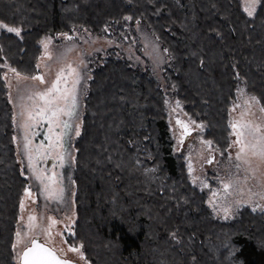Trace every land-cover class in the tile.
<instances>
[{
    "label": "trees",
    "instance_id": "1",
    "mask_svg": "<svg viewBox=\"0 0 264 264\" xmlns=\"http://www.w3.org/2000/svg\"><path fill=\"white\" fill-rule=\"evenodd\" d=\"M0 22L21 29H0V66L28 77L46 38L50 50L63 33L109 41L82 69L74 235H64L83 246V264H264V213L244 205L215 217L169 123L179 101L223 150L238 93L264 107V6L249 17L241 0H0ZM9 67H0V264H18L12 244L28 185Z\"/></svg>",
    "mask_w": 264,
    "mask_h": 264
},
{
    "label": "rangeland",
    "instance_id": "2",
    "mask_svg": "<svg viewBox=\"0 0 264 264\" xmlns=\"http://www.w3.org/2000/svg\"><path fill=\"white\" fill-rule=\"evenodd\" d=\"M242 6L245 7V0H241ZM1 23V22H0ZM1 29V28H0ZM109 42V41H108ZM104 38L98 35H89L82 38V40H67L61 39L54 43L53 49H48V52L51 56L49 59L44 55V49L41 50L36 58V64H39V72H36L34 75H44L45 84H40L39 81H33L31 79L24 80L13 86V81L16 80L14 76H8L11 80V99L14 103V114H15V124L17 133L14 134L15 142L17 144V153L19 154V159L24 171V176L28 180V185L26 188H31L33 192V197H25L24 191L20 197L19 204L23 199L25 201V207L19 208V228L22 232H27V217L35 215L37 217L36 224L38 227L32 230V233L29 234L28 239L31 238V235L41 236L44 240L47 239L41 229L46 228L48 225V217H54L58 223L52 228V241L49 243L55 245L58 248H62L66 256L78 259L82 262L77 253L68 252L67 249L69 246L75 244H70L66 241L65 235H60L59 233L69 232L67 225L71 223V220L74 218V185L72 180L74 179V163L75 160L76 148L74 146L75 140L78 136L75 135L74 130L69 131L68 135L64 138L65 140V161L63 167L59 166L58 161L53 164L50 168L45 167V160L41 162L38 161V167L46 169L49 171V174L52 171L61 173L63 180L61 186L64 188V197L63 200L49 199L47 194L43 193V187L38 181H36L31 174L30 170L27 167V159L22 153L23 145V135L24 130L19 127L21 123L19 112L21 111V105L30 103L26 99H21V97H26L28 90H43L47 87L56 77L57 72L66 65L71 64L72 67H76L81 72V80L77 85V117L71 118V123L75 126L76 124L80 125V131L82 127V115H81V88L84 85V78L82 69L85 66V60L87 55L91 53L98 46L107 45L108 43ZM109 44V43H108ZM71 48V51H66ZM67 74V73H66ZM33 75V76H34ZM253 97L251 93L239 92L236 99L232 102L229 115V140L226 147L219 149L218 146H212V149L209 150L202 143L204 140H208L202 134V129L196 128L195 125L189 124L192 132L186 138L187 142L185 147H182L184 141L181 142V133L183 129L180 125L176 123L177 118L183 120L185 123L189 121H195L187 115L184 111L181 110L180 106L177 108L176 103H171L170 105V118L169 123L171 127V134L174 138L173 149L180 154H184V158L187 164V172L191 183L200 190H202L206 195V204L212 207L214 211V216L218 217L221 220L229 219L236 216L238 208L240 209L244 205H250L253 209L256 208L257 204L264 206V199L261 197L264 196V161H261L259 157H252L249 155L250 164H244L242 161H237L235 159V154L238 151L237 147H229V145L236 139L235 135H232L233 129L231 124L233 122H251L253 125H260L261 129L264 130V112L260 111V108L263 107L260 104L254 102L246 103L249 101V98ZM235 108V110H233ZM173 109H176L173 111ZM63 119H69L68 117H63ZM196 124H202L201 121H195ZM47 122L42 121L40 124L36 125L35 128L38 130V134L32 136L31 139L33 144H39L41 141L45 140V134L47 132ZM204 128V127H203ZM59 130V129H58ZM195 131V132H193ZM43 134V136H42ZM38 137V138H37ZM249 139H251L249 137ZM211 157H214L213 163L208 164L205 161ZM223 153V155H221ZM229 156L232 157L229 160ZM191 162L194 171L190 174L188 171V165ZM239 163L241 167L239 169L235 168V165ZM249 169L255 170V175L253 176L252 171ZM247 176L248 180L245 182L244 177ZM239 180V184L234 188H230L226 194L223 190V183H227L229 180ZM195 181V182H194ZM207 185V187H205ZM216 192L217 195L213 196V193ZM212 201V203H209ZM250 201V203H249ZM224 209H228L227 213ZM260 213H264L260 209ZM23 217V219H21ZM73 226V225H72ZM72 230V227H71ZM66 241V242H65ZM23 247V245L21 246ZM82 251V250H81ZM83 263V262H82Z\"/></svg>",
    "mask_w": 264,
    "mask_h": 264
},
{
    "label": "snow or ice",
    "instance_id": "3",
    "mask_svg": "<svg viewBox=\"0 0 264 264\" xmlns=\"http://www.w3.org/2000/svg\"><path fill=\"white\" fill-rule=\"evenodd\" d=\"M257 6H264V0H245L244 11L249 17H252L257 12ZM125 20H131V16L124 17ZM139 23V21H137ZM0 28L5 29L7 32L15 33L17 36L20 35L21 29L19 27H10L7 24L0 23ZM67 40H71L72 37L67 33L61 34ZM51 42V38H46V40L41 41L44 47V55L51 59L48 52V45ZM66 51H71V48ZM165 52L168 49H164ZM0 67H9L8 65H2ZM40 65L37 64V68ZM86 68V65L84 66ZM9 71L14 74L17 83L24 80L39 81L40 84H45L44 75H34L31 77L23 76L17 69L9 67ZM67 73V74H66ZM7 78V73L5 77ZM90 78V77H87ZM81 80V72L78 68L72 67L71 64L62 67L56 74L55 79L43 90H28L26 97H21V99H26L30 103L22 104L21 111L19 112V117L21 123L19 127L24 130L22 153L27 159V167L33 175L34 179L40 183L43 187V193L47 194L49 199L63 200L64 188L61 186L63 177L61 173L49 171L38 167V161L46 160L49 157L57 160L60 167H63L65 161V140L64 138L68 135L69 131L75 132L76 136L80 135V125L75 126L71 123V118L77 117V85ZM254 102L259 104V100L256 97H250L249 101L246 103ZM177 108L180 106V102L176 101ZM176 109H173L175 111ZM235 110V108L233 109ZM261 112H264V107L260 108ZM63 117H68L69 119H63ZM42 121L47 122V132L45 134V140L41 141L39 144L34 145L31 139L36 133L33 128L40 124ZM176 123L183 129L181 133V142L184 137L190 135L189 124L195 125L198 129H203L204 125L196 124L195 121H189L185 123L183 120L177 118ZM233 129L232 135L236 136V139L229 145V147H237L238 151L235 154V159L237 161H242L244 164H250L249 155L252 157H259L261 161H264V130L261 126L256 124L253 125L251 122L240 123L238 121L231 124ZM59 129V130H58ZM249 137L251 139H249ZM15 140V137L13 138ZM202 143L209 150L212 149L213 142L210 140H204ZM223 155V153H221ZM74 159V158H73ZM232 157L229 156V160ZM214 157L207 159L205 162L208 164L213 163ZM241 165L237 163L235 165L236 169H239ZM252 171L253 176L255 175V170ZM151 171H154L151 170ZM188 171L191 174L194 169L191 162L188 165ZM248 177H244L246 182ZM195 182V181H194ZM239 180H229L227 183H223V190L227 194L230 188H234L239 184ZM207 187V185H205ZM25 197L32 198L33 192L31 188H25ZM217 193L214 192L213 196ZM264 199V196L261 197ZM212 203V201H209ZM250 203V201H249ZM20 207L23 209L25 207V201L22 199L20 202ZM260 209L264 211V206L257 204L253 211ZM227 213L228 209H224ZM23 219V217H21ZM37 217L35 215H29L27 217V232H22L17 230L15 232V240L12 244V249L16 252L15 259L18 264H74L73 261L65 258L66 253L62 248H55L51 246H46L52 241V228L58 223L54 217H48V225L46 228L41 229L42 233L46 235L47 239L45 242H40L36 235L33 233L31 238L28 239L29 234L37 226ZM75 223L71 220V223L67 225V229L70 235H74L71 232V227ZM64 235L63 232L59 233ZM171 235L175 238L177 233L173 232ZM66 242V241H65ZM23 245V247H21ZM82 245L69 246L67 251L77 253L80 259H84V254L81 251ZM19 249V250H18Z\"/></svg>",
    "mask_w": 264,
    "mask_h": 264
},
{
    "label": "water",
    "instance_id": "4",
    "mask_svg": "<svg viewBox=\"0 0 264 264\" xmlns=\"http://www.w3.org/2000/svg\"><path fill=\"white\" fill-rule=\"evenodd\" d=\"M191 132H192V129H190V133H191ZM188 136H189V135H188ZM188 136L184 137L183 139L185 140ZM52 162H53V158H52V157H49L48 160H47V162H46V165H47V166H50ZM36 237H37V239H38L40 242H42V243L45 242V240H43V238H42L41 236L36 235ZM46 246L54 247V246H52L51 244H46ZM65 258H67V259L73 261L74 264H83V263H82L81 261H79L78 259H75V258H72V257H68V256H66Z\"/></svg>",
    "mask_w": 264,
    "mask_h": 264
},
{
    "label": "flooded vegetation",
    "instance_id": "5",
    "mask_svg": "<svg viewBox=\"0 0 264 264\" xmlns=\"http://www.w3.org/2000/svg\"><path fill=\"white\" fill-rule=\"evenodd\" d=\"M34 132H35L36 134H38V130H37V128L34 129ZM42 136H43V134H42ZM37 138H38V137H37ZM47 160H48V158L45 160V167H46L47 169L50 168L53 164H55V163L57 162V160L53 159V162L51 163V165H50V166H47V165H46ZM41 161H42V160H41ZM41 161H39V162H41ZM43 240H44V239H43ZM52 246H54L55 248H58V247H56L55 245H52Z\"/></svg>",
    "mask_w": 264,
    "mask_h": 264
}]
</instances>
